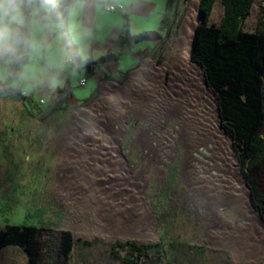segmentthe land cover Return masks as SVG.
I'll return each instance as SVG.
<instances>
[{
    "label": "rangeland",
    "instance_id": "rangeland-1",
    "mask_svg": "<svg viewBox=\"0 0 264 264\" xmlns=\"http://www.w3.org/2000/svg\"><path fill=\"white\" fill-rule=\"evenodd\" d=\"M194 1L177 0L175 22L167 39L164 31L162 37L144 44L138 57L122 56L121 69L102 71L95 78L65 61L60 51L45 52L49 38L45 16L32 20L26 37H18L19 25L15 26L12 51L0 50V229L7 224L35 225L45 237L70 232L74 245L67 264H264V253L240 262L222 243L209 238L211 218L194 209L181 177L183 146L161 177L154 163L142 167L144 160L165 161L169 150L160 137L155 115L162 93L148 65L150 61L161 64L175 55L172 41L178 38ZM262 1L254 0L243 21L244 29L257 27ZM22 11L23 18L27 11L52 14L48 0H23ZM222 16L218 0L210 23L219 24ZM48 18L53 22V17ZM199 21L200 15L196 25ZM49 26L53 35L55 27ZM158 30L159 26L144 31ZM148 37L134 38L135 47ZM27 53V62L18 60ZM66 77H71L73 95L56 97L55 84ZM83 78L85 86L79 84ZM91 106L95 112H82ZM116 107L123 109V117L130 118L126 126L116 115ZM136 109L142 116L126 113ZM77 117L82 123L74 130ZM142 121L146 124L135 144ZM178 124L179 116L172 113L164 132L174 137ZM111 127L122 139L121 154L131 171L138 173V184L144 185L143 200L154 216L151 228L121 224L134 209L126 190L137 191L136 186L94 183L97 169L90 145L95 141V129L109 137ZM34 212L42 214L28 216ZM224 215L234 221L237 209L226 210ZM215 234L219 241L228 240L224 230ZM0 264L29 261L23 250L9 246L0 252Z\"/></svg>",
    "mask_w": 264,
    "mask_h": 264
},
{
    "label": "bare ground",
    "instance_id": "bare-ground-1",
    "mask_svg": "<svg viewBox=\"0 0 264 264\" xmlns=\"http://www.w3.org/2000/svg\"><path fill=\"white\" fill-rule=\"evenodd\" d=\"M198 4L199 0H195L180 28L178 38L172 41L171 50L175 55L161 64L149 62L148 67L156 74L154 78L162 93L155 114L159 134L168 144L169 150L165 161L144 160L142 167L154 163L161 177L167 163L183 146L185 158L181 177L186 182L188 200L202 216L207 214L211 218L209 238L215 243H222L236 260L243 262L254 254L264 253V220L252 203L250 188L232 146V138L221 127L217 97L207 84L201 64L192 55L194 29L199 20ZM114 86L120 87L116 84ZM97 104L94 105L95 108ZM94 107L82 112H95ZM122 110L116 107L115 112L124 120L126 126L130 118L123 117L120 114ZM81 113L77 114L82 115ZM126 113L129 117L142 116L138 109ZM172 113L179 116L178 130L174 137L164 132L165 123ZM81 123L77 117L73 129L76 124ZM145 124L146 121H142L135 144H138L137 139ZM111 128L109 137L97 134L99 129H95V141L90 145L89 151L94 163L96 162L97 171L100 172L96 171L97 179L94 183L97 185L103 181L119 186L124 184L126 188L136 186L137 191L126 190L134 209L131 210L129 219L121 221V224L131 228H151L154 216L149 203L143 200L144 185L138 184V173L131 171L127 158L121 154L122 139L114 127ZM88 206L92 208L90 204ZM234 209H237L236 219L227 220L225 211ZM133 214L134 218L130 217ZM222 230L228 234L225 242L215 237V232Z\"/></svg>",
    "mask_w": 264,
    "mask_h": 264
},
{
    "label": "trees",
    "instance_id": "trees-1",
    "mask_svg": "<svg viewBox=\"0 0 264 264\" xmlns=\"http://www.w3.org/2000/svg\"><path fill=\"white\" fill-rule=\"evenodd\" d=\"M48 1L51 13L59 20L72 60L89 75H95L98 62L91 56L82 58L68 28L70 11L77 0ZM217 1L199 2L200 21L195 28L192 55L203 65L207 84L217 95L221 127L232 138L250 186L252 203L264 218V0L253 31L244 29L243 21L249 16L254 0H220L223 16L219 24H212L210 17ZM176 3L177 0H167L158 31H144L135 38H160L167 31V39L170 26L175 22ZM124 17L127 29V14ZM30 20L31 13L26 12L16 30L18 37H26ZM117 56L118 53L108 54L102 60ZM18 60L27 62L28 55ZM16 91L19 93L17 88ZM55 94L60 98L72 95L69 79L63 87L55 89ZM41 214L34 212L28 216ZM73 245L70 232L45 237L35 225L7 224L0 229V252L9 246L18 247L27 255L29 264H67Z\"/></svg>",
    "mask_w": 264,
    "mask_h": 264
},
{
    "label": "crops",
    "instance_id": "crops-1",
    "mask_svg": "<svg viewBox=\"0 0 264 264\" xmlns=\"http://www.w3.org/2000/svg\"><path fill=\"white\" fill-rule=\"evenodd\" d=\"M109 2L124 4L127 8L126 12L107 11L104 4ZM166 4L167 0H77L70 11L68 28L73 40L78 46L82 58L91 56L98 62L97 73L89 76L95 78L102 71L121 69L120 59L125 54H134L138 57L139 49L144 44L152 43L156 36L148 37L144 42H139L135 47L133 42L135 37L132 35L137 36V34L139 35L149 28L156 29L164 16ZM30 13V23L33 19L40 20V15L46 17V30L49 38L45 52L51 54L52 52L60 51L63 53L65 61L77 65L72 60V55L62 35V28L58 18L53 14L49 16L50 13L48 16L39 13ZM108 14L109 17L106 16ZM125 14H127V29L125 27ZM48 17H53V22H50ZM49 25L55 27L53 35L50 34ZM63 39L65 44L62 41ZM112 53H118V56L116 58L102 60L104 56ZM79 68L82 72L88 74L85 68ZM66 79H69L71 85V77L59 78V81L55 84V89L57 87H63ZM71 87L73 95L74 87L72 85Z\"/></svg>",
    "mask_w": 264,
    "mask_h": 264
},
{
    "label": "clouds",
    "instance_id": "clouds-1",
    "mask_svg": "<svg viewBox=\"0 0 264 264\" xmlns=\"http://www.w3.org/2000/svg\"><path fill=\"white\" fill-rule=\"evenodd\" d=\"M23 0H0V50L12 51L15 26L23 23Z\"/></svg>",
    "mask_w": 264,
    "mask_h": 264
},
{
    "label": "built area",
    "instance_id": "built-area-1",
    "mask_svg": "<svg viewBox=\"0 0 264 264\" xmlns=\"http://www.w3.org/2000/svg\"><path fill=\"white\" fill-rule=\"evenodd\" d=\"M56 3L60 2L61 0H54ZM104 7L107 11L110 12H115V11H120V12H126V6L122 3H115V2H109L105 3ZM71 60V59H70ZM86 84V79L83 78L80 81V85H85Z\"/></svg>",
    "mask_w": 264,
    "mask_h": 264
},
{
    "label": "water",
    "instance_id": "water-1",
    "mask_svg": "<svg viewBox=\"0 0 264 264\" xmlns=\"http://www.w3.org/2000/svg\"><path fill=\"white\" fill-rule=\"evenodd\" d=\"M199 2H200V0H199ZM198 6H199V4H198ZM198 14L200 15V13H199V10H198ZM195 28H196V26H195ZM194 33H195V29H194ZM193 37H194V34H193ZM193 43V42H192ZM199 62V61H198ZM200 63V62H199ZM201 64V63H200ZM201 66H202V68H203V70H204V67H203V65L201 64ZM116 82H118V81H116ZM215 93V92H214ZM215 95H216V93H215ZM216 97H217V95H216ZM217 102H219V100H218V98H217ZM232 146H233V143H232ZM233 148H234V146H233ZM241 166V165H240ZM241 170H242V168H241ZM242 173H243V175H244V172L242 171ZM244 178H245V176H244ZM245 180H246V178H245ZM246 183L248 184V182H247V180H246ZM248 186H249V184H248ZM249 188H250V186H249ZM260 213V212H259ZM260 215H261V217L263 218V216H262V214L260 213ZM263 220H264V218H263Z\"/></svg>",
    "mask_w": 264,
    "mask_h": 264
}]
</instances>
